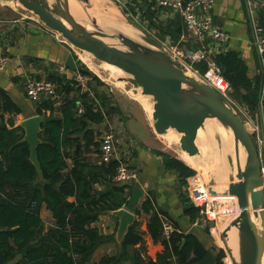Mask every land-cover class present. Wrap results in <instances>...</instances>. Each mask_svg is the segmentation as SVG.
Returning <instances> with one entry per match:
<instances>
[{
	"label": "trees",
	"instance_id": "1",
	"mask_svg": "<svg viewBox=\"0 0 264 264\" xmlns=\"http://www.w3.org/2000/svg\"><path fill=\"white\" fill-rule=\"evenodd\" d=\"M147 17L154 23V10ZM166 25L157 23L158 34H168L176 40L182 29L173 30ZM215 62L222 70V78L228 83L231 95L253 116L258 106L260 80L247 76L246 65L234 50L217 55ZM81 67L91 74L85 66ZM194 67L200 73L206 70L204 63ZM45 79L57 85L62 98L57 106L48 99L34 103L35 114L56 116L40 124V142L35 147L40 177L28 159L23 130L10 119L7 120L9 124L3 120L4 113L15 115L19 109L0 89V264H86L104 240L92 223L101 214L124 207L132 188L130 184L115 183L117 160L104 163L88 158L91 153L98 154L99 132L90 125L104 120L97 99L100 105H107L108 99L101 90L105 84L92 74L93 93L90 96L60 74H47ZM217 83L224 85L222 81ZM74 90L80 93L70 95ZM78 105L82 113L77 112ZM162 155L165 167L175 170L180 183L186 185V179L195 171L174 156ZM104 182L109 183V190L96 193L97 186L104 188ZM185 201L183 212L193 222L201 208ZM41 205L53 220V226L45 231L38 217ZM134 212L136 215L149 214L147 232L163 247L156 259H144L138 251L129 254V248L142 241L134 222L120 242L119 253L103 255L93 264H198L206 256L208 249L197 235L182 232L167 212L154 210L150 195ZM162 220H168L173 228L167 239L161 234ZM204 229L217 240L210 249L215 257L214 264H232L220 239L216 220L213 218Z\"/></svg>",
	"mask_w": 264,
	"mask_h": 264
},
{
	"label": "water",
	"instance_id": "2",
	"mask_svg": "<svg viewBox=\"0 0 264 264\" xmlns=\"http://www.w3.org/2000/svg\"><path fill=\"white\" fill-rule=\"evenodd\" d=\"M11 1L18 3L21 8L35 16L45 29L59 34L76 50L87 52L95 59L114 65L128 75V78H119L127 81L126 89L130 85L140 88L141 93L150 96L153 101L154 132L159 135L165 134L168 129H174L181 135L180 150L192 152L196 149L198 129L207 117L215 118L232 131L236 147L241 146L245 155L242 174L236 175L233 172L232 157L229 156L227 189L220 192L210 182H206L208 201L215 213L220 239L231 263L264 264V176L259 148L229 99L208 83L186 74L181 64L172 60L158 44L140 31L136 35L140 39L131 38L117 29L98 24L94 18H90L89 23L82 20L90 25L88 29L80 19L72 15L68 0ZM83 2L87 4L88 0ZM83 9L86 11V8ZM88 16L90 17L89 14ZM103 39L111 43H106ZM64 67L72 71H86L77 65L72 54L67 55ZM260 92L261 83L258 99ZM53 119L56 117L35 114L18 123L23 130L22 140L28 147V159L38 177L40 170L35 147L40 142V124ZM262 155L264 159V148ZM109 188V183L104 182V188L96 189L95 192L103 194ZM141 196L142 191L133 187L126 205L110 211L118 218L115 233L117 242L121 241L133 225V212ZM230 230L236 236L237 256L233 254L228 243ZM214 263V254L208 249L206 256L198 264Z\"/></svg>",
	"mask_w": 264,
	"mask_h": 264
},
{
	"label": "crops",
	"instance_id": "3",
	"mask_svg": "<svg viewBox=\"0 0 264 264\" xmlns=\"http://www.w3.org/2000/svg\"><path fill=\"white\" fill-rule=\"evenodd\" d=\"M255 1L260 4L256 12L248 6L246 0H214L211 8L213 22L231 36L227 50H234L239 53L240 58L246 65L247 76L251 79L258 75L259 70L264 75L262 67L264 55H261L258 51L253 38L254 21L256 22L257 20L260 24L261 20L262 25H260L264 28V0ZM137 9L143 12L144 16L149 20L147 17L151 12L149 4L144 3L143 6H139ZM165 27L173 30L178 27L181 30L182 24L179 19L171 18ZM158 36H167L172 39L168 34L161 33ZM0 49L8 59L5 68L0 71V89L5 92L19 109V113L15 115L4 113L3 120L9 124L7 120L10 119L13 125H18L22 119L35 115L34 103L28 101L24 95L23 83L25 78H46L47 74L59 75V67L64 66L67 55H74V50L69 43L62 40V37L59 38V34L56 32L45 29L32 18L17 13L10 6H2L1 4ZM71 72L72 70L67 69L60 75L67 79L71 77ZM203 73L199 72L200 76ZM221 81L224 83L223 87L226 91L230 92L228 83L224 80ZM122 88L131 98L136 99L129 89H126V87ZM80 92L83 91L80 90ZM80 92L74 90L70 95H77ZM88 95L92 96L90 93ZM60 96L62 97V95ZM59 101L57 100V102ZM54 102L56 100L53 101V105L57 106L58 103L54 104ZM97 105L100 106L98 99ZM113 110L115 109L113 108ZM101 113L104 115V120L101 123H91L90 127L99 132V138L107 130H113L115 133L114 159L119 163L122 162L137 169L136 178L129 183L132 188L137 187L142 191V196L137 202L135 209L140 206L141 201L146 196L150 195L153 209L167 212L179 224L182 232L194 233L204 244L205 248L209 250L212 246H215L216 241L214 238L210 234L208 235L204 228L195 226L194 221L192 222L184 214L183 211L187 204L185 200L187 199L188 204H190L193 199L187 194L186 185L180 183L178 173L165 167L162 154L173 155L170 154L169 150L161 148L154 140L153 135L157 134L148 120H146L147 118L141 119L144 122L145 133L140 139L133 134L135 132L133 123L136 120L126 119L124 116H120L118 120L107 118L102 107ZM108 113L107 111L106 114ZM256 113L259 125H264V92H262V95L260 92ZM249 120L252 119L249 118ZM7 124L6 126L9 127ZM174 157L185 163L181 159L180 152L178 156ZM88 158L92 161L100 162L95 152L89 154ZM186 165L189 166L188 164ZM189 178L186 179L187 182ZM114 181L117 184H123L115 179ZM193 184H195V180ZM97 188L101 189L103 186H97ZM133 213L135 216L134 222L137 223V231L141 234L142 241L130 247L129 254L138 251L144 259L155 260L156 255L162 251L163 247L159 241L154 242L147 232L146 226L149 214L141 213L136 215L135 212ZM38 217L43 231L53 226L51 215L44 205L39 207ZM92 226L98 228L99 232L104 236V240L98 245L86 264H93L103 255H116L121 248L120 242L122 239L117 242L115 237L118 218L112 215L111 212L101 214L99 219L92 223Z\"/></svg>",
	"mask_w": 264,
	"mask_h": 264
},
{
	"label": "built area",
	"instance_id": "4",
	"mask_svg": "<svg viewBox=\"0 0 264 264\" xmlns=\"http://www.w3.org/2000/svg\"><path fill=\"white\" fill-rule=\"evenodd\" d=\"M114 1L126 17H129L133 22L145 28L146 23H150L143 12L138 11L139 6L149 4L151 10H154V24H167L171 18H177L182 24V30L176 40L169 39L167 36L160 37L157 34L158 29L152 30L154 36L152 39L162 50L172 59L181 64L185 69H192L199 74L195 69V64L204 63L206 65L205 72L201 77L208 81H204L211 85L223 95L226 89L221 86L218 81L222 78V70L215 62V57L219 54H224L228 50V44L231 39L230 34L224 29L216 25L211 17V8L214 0H112ZM249 7L253 11H258L260 4L255 0H246ZM134 9V10H133ZM149 21V22H148ZM253 38L254 43L261 55H264V28L256 22H253ZM7 56L0 49V71L7 64ZM67 69L64 66L59 67V73L63 74ZM200 78V74H199ZM75 83L81 91L90 93L92 91L90 84L92 76L89 73L80 71H72L71 77L67 78ZM203 81V80H202ZM225 81V80H224ZM213 82L215 85L213 86ZM24 95L30 102L37 103L42 100H56L57 104L58 92L57 85L45 78L26 77L23 83ZM226 96V95H225ZM227 97V96H226ZM83 109L78 105L77 112L82 113ZM261 131L258 133V127L255 128L256 136L252 133L254 143L258 146L259 157L261 161V171L264 176V159L262 148H264V125L261 126ZM114 140L115 133L113 130L104 132L99 138L98 160L108 163L114 160ZM137 169L120 162L116 169L114 179L117 182L129 184L136 178ZM195 201L194 199L192 202ZM194 203V202H193ZM209 203V201H208ZM197 205L200 206V211L194 221L195 226L205 228L209 222L215 219L214 212L208 206H202L197 200ZM173 228L168 220L161 222V234L163 238H169Z\"/></svg>",
	"mask_w": 264,
	"mask_h": 264
},
{
	"label": "rangeland",
	"instance_id": "5",
	"mask_svg": "<svg viewBox=\"0 0 264 264\" xmlns=\"http://www.w3.org/2000/svg\"><path fill=\"white\" fill-rule=\"evenodd\" d=\"M9 1L0 0V4L2 6H10V8H13L14 10H16L17 13H21L24 16L32 18V20L37 22V24H40V22L37 20V18L35 16L31 15L28 11L21 8L17 3L15 4V2L12 1L13 2L12 3L11 0H9ZM79 1L81 3H83L82 5H80L82 13L84 14L83 21L89 23L90 18H94L93 15L90 13L93 10L94 3H92L90 0H88L87 4H85L83 2V0H79ZM97 6H98V8H100V12L102 11L101 12L102 14L97 15V17H103L102 19H112L114 21L117 18L118 20L124 21L126 24L128 23L131 27H133L135 33H138L140 31L144 35H146L147 37L152 38V36H154L152 30L158 29L157 24H154V23H146L145 28L139 26V24L133 22L129 17H126V15L123 13V11L120 9V7L112 0H104L103 5H101V6L97 5ZM83 7L86 8V11L90 15V17L86 13V11H84ZM100 25H103V24H100ZM59 38H61L60 35H59ZM136 38H138V37H136ZM138 39H140V38H138ZM72 48L74 50L73 57H74L77 65L85 66L91 72V74H90L91 76H92V74H94L95 76H97L99 78V80H101L105 84L106 87H101V90H103L104 94L106 95V97L108 99L107 105H105L104 107L101 105L100 106L104 109V113L107 116V118L110 117L111 119L118 120L120 116H124L126 119L136 120L133 123V130L135 131V132H133V134L136 137L141 139V137L145 133L144 122L141 121V119L143 120V119L147 118L146 120H148V122L150 123L151 126L153 123V119H152L153 118V108H152L153 101H152L151 97L147 101H143V103H142V99L140 102L139 99L131 98V96L126 94L125 90L122 88V87H126V86L118 78H116V75L113 72H111L110 70H108L104 67L103 62L92 57L90 64L86 63L83 60H81V56H82L81 54H85L86 52H80V51L76 50L74 47H72ZM91 65H93V66H91ZM262 67L264 69L263 63H262ZM91 69L96 70V71H93ZM189 71L194 73L197 77H199V74L194 72L192 69L191 70L189 69ZM256 77L260 80L261 95H262V92H264V75H262L260 70H259L258 75ZM200 80L208 81L201 76H200ZM94 82H95V85L98 84L96 81H94ZM211 83L213 86L215 85L213 82H211ZM126 84H128V83H126ZM215 88H217V87H215ZM258 94H259V92H258ZM225 95L229 99L234 110L241 116V118L244 120V122L245 121L247 122V123L245 122V124H246L248 131L249 132L251 131L250 133L253 132L252 134L254 136H256L255 128L258 127V133L261 131L260 130L261 126L259 125L258 119L256 117L257 113H255L253 116H251L249 114L248 110L246 109V107L241 105L231 95L230 92L226 91ZM61 98L62 97L59 95L57 100H61ZM54 106H56V105H54ZM113 108L115 110H113ZM107 111L109 112L108 114H106ZM110 111H112V112H110ZM249 118L252 120H249ZM220 125L223 126L222 124H220ZM215 131H216V133H215L216 135L214 136V139H213L214 141H212L215 146H213L211 148L212 149L211 151L213 152V158L218 160V159H222L223 155L226 156L225 154H227V155L229 154L228 152H224V150L226 148V145H228V143L230 142L229 138L231 135L221 133L217 128V124H216V130ZM153 137L155 138L154 140H156V142L158 143V145L161 148L169 150L170 154L173 156H178V154L180 152L179 142H176L174 140L173 130L168 129V131L165 134H160V135L157 134V135H153ZM98 138L99 137H97V139ZM231 155L232 154H230V156ZM244 157L245 156H244V153L242 150V169H243ZM227 165H229V162H227ZM228 169H229V166H228ZM228 172H229V170H228ZM194 180H195V184H193ZM206 184H207L206 181L202 177H200V174H198L196 171H195V174L189 178L188 183L186 184V187H187L186 192L188 195L191 196L192 199L195 200V201H193L194 203H196L197 200H199L201 202V204H203L202 206H208L209 205L207 191H206ZM214 240L217 242L216 237L214 238Z\"/></svg>",
	"mask_w": 264,
	"mask_h": 264
},
{
	"label": "bare ground",
	"instance_id": "6",
	"mask_svg": "<svg viewBox=\"0 0 264 264\" xmlns=\"http://www.w3.org/2000/svg\"><path fill=\"white\" fill-rule=\"evenodd\" d=\"M90 1L92 3H94L93 10L90 13L93 15V17L96 19V21L99 24H103L102 26H105V27L117 29V30L125 33L126 35L130 36L131 38L137 37L136 35H138V33H135L134 28L131 27L128 23L126 24L124 21L118 20L117 18L114 21L112 19H102L103 17H97V15L102 14L101 13L102 11L100 12V8H98L97 5H99V6L103 5L104 0H90ZM68 3H69V10L72 13V15L74 17H76L77 19H80L82 24L86 28L90 29V27L82 21L84 14L82 13V10H81V6H80L81 4L76 0H68ZM103 41L106 43H111L107 39H103ZM81 55H82L81 60L90 64L91 58L93 56H91L87 52L85 54H81ZM103 63H104V67L106 69L110 70L111 72H113L116 75V78H118V79L119 78H128L127 77L128 75H126L124 72H122L116 66L111 65V64L106 63V62H103ZM91 66H93V65H91ZM91 70H93V69H91ZM93 71H96V70H93ZM185 72L189 76L195 77V78L200 80L199 77H197L194 73L190 72L188 69H185ZM120 81L125 86H127L126 85L127 81L126 82L124 80H120ZM129 90L133 93V95L135 96L136 99L140 100V102L142 99V103H143V101H147L150 98V96H148V95H143L141 93L140 88H134L131 85ZM134 90H137V92H135ZM216 124H217L218 130L221 133L231 135L229 138L230 142L228 143V145H226V148L224 150V152H228L229 154L228 155L225 154L226 156L223 155V158L218 159V160L213 158V152L211 151L212 150L211 148L213 146H215L212 141H214L213 139H214V136L216 135L215 134L216 133V131H215L216 130ZM171 130H173L174 140L176 142H179V138L181 135L178 132H176L174 129H171ZM196 144H197L196 149L192 152L180 150L181 159L186 164H188L193 170H195L198 174H200V176L206 182H210L212 184L213 188H216L220 192L226 190L227 189V173H228V170H230V166L227 165V162H229L228 159H229L230 154H232L231 157H232V163H233V172L236 175H241L242 170H243L242 169V150L243 149L241 146L236 147L235 138L232 134V131L228 128L221 126L220 123L218 122V120H216L215 118H208L207 117L205 119V121L202 123V127L200 126L198 129V133H197V137H196ZM243 153H244V151H243ZM228 166H229V169H228ZM258 226H259V224H258ZM228 243L233 250V254L235 256H237V240H236L235 233L232 230H230L228 233Z\"/></svg>",
	"mask_w": 264,
	"mask_h": 264
}]
</instances>
